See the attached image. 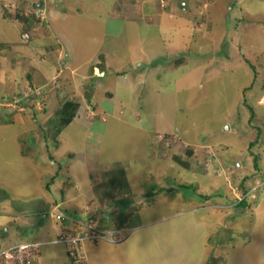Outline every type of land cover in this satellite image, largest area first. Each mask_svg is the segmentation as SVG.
<instances>
[{
    "label": "rangeland",
    "instance_id": "374dc122",
    "mask_svg": "<svg viewBox=\"0 0 264 264\" xmlns=\"http://www.w3.org/2000/svg\"><path fill=\"white\" fill-rule=\"evenodd\" d=\"M113 3L0 0V251L73 264L59 234L93 226L80 264H264V204L234 208L264 180V0H160L121 39ZM130 50L155 69L122 83Z\"/></svg>",
    "mask_w": 264,
    "mask_h": 264
},
{
    "label": "crops",
    "instance_id": "0c3cea01",
    "mask_svg": "<svg viewBox=\"0 0 264 264\" xmlns=\"http://www.w3.org/2000/svg\"><path fill=\"white\" fill-rule=\"evenodd\" d=\"M159 1L160 0H114L113 6H112L111 11L109 13V18L119 22L118 23L119 27L117 28V31L114 32L115 35H120V39H121V37L122 38L126 37L125 33L132 26H134L135 31H138L140 28L147 27V25H148L147 20L150 19L149 17L151 16V14L154 13L156 15L157 14L162 15L160 12L161 8L158 5ZM154 6L158 7V8H155L156 9L155 10ZM152 21H155V20L152 19ZM181 26H182V24H181ZM135 37L138 38L137 41L135 42V44H139L137 47L139 49L143 50V52L145 49L148 50L147 47L151 48V46H146L145 40L143 42L142 39L139 38L137 35ZM124 40H125V42H127V39H124ZM152 48L154 50H158V48H161V46L158 45L157 49L154 46H152ZM97 49L102 50V51H98V52L93 53L91 58L94 59V57L96 58L97 56H99L103 53L104 57H106L105 62H107V58H108L107 55L109 53L110 48L107 47L106 48L107 51H106V50H103L104 49L103 47L100 48L98 46ZM132 50H130L129 53H127L124 57H123V55H121V58L119 57L120 59L115 60L114 62H111V64H114V65L120 64L118 67H119V69L122 68V70L121 71L119 70L117 74L119 75V77H121V79H119V81H121L122 83L129 80V76H128L129 71L127 69V68H129V65H130L131 69L143 68L144 70H146L143 73H145L148 76L152 75L154 72V69H155V67H154L155 63H153V62L151 63L149 61V62H145L147 64H144V63H140L139 61L132 60L131 57L133 55L139 53L137 51H132ZM70 55L72 56L73 54L71 52H69V55H67V56H70ZM71 56L69 57V60H70ZM141 56H143V55H141ZM156 57H158V58H156ZM156 57H154V59H159L161 56H156ZM126 58L129 59L128 63H126L127 62L125 60ZM153 61L155 62V60H153ZM71 65H72V63H71ZM80 67H81V65H74L73 66V68H77V69H79ZM95 68H96L95 70H97L96 66H95ZM105 68H108V67H105ZM105 68L101 69V71L103 72L102 75H105V70H104ZM135 74H137V72ZM146 82L147 81H145V83ZM111 97H113V95H111ZM110 100H112V98ZM111 102H113V104H114V100H112ZM124 109H125V106L123 107V105H122L120 108V112H123ZM259 172H261V168L258 167V171L255 173V177H254L255 179L253 178V180L248 184V187H247V190H249L250 194H251L249 196H252V194L255 195L257 192V194H256L257 195L256 196L257 201L255 203H252L253 206L252 205L250 206V204H249V206L251 207V208H249L250 213L252 212V217L250 219L251 220V226H252L251 231H255V229H256V228L253 229V227H254L256 221L258 220V214L260 212H262V208H263V204H264V195L261 196L260 192H259V188L264 185V180L259 178V176H258ZM247 181H250V180H247ZM257 183H259V184H257ZM32 214L34 215V213H32ZM4 215H5V218H4L3 224L6 225L7 223L12 222V223H14V227H15L16 220H19L21 218L19 213L12 211V210H8V211L4 212ZM7 229H10V227H7ZM56 233L58 234L59 232L57 231ZM258 235H260L261 239H262V237L264 236V231L259 232ZM249 238L251 239L253 237L250 236ZM46 243H48V241ZM39 254H40V252H39Z\"/></svg>",
    "mask_w": 264,
    "mask_h": 264
},
{
    "label": "built area",
    "instance_id": "2783aa9c",
    "mask_svg": "<svg viewBox=\"0 0 264 264\" xmlns=\"http://www.w3.org/2000/svg\"><path fill=\"white\" fill-rule=\"evenodd\" d=\"M22 38L27 40L29 38L28 32H24L22 34ZM52 216L56 217V219H64L63 214L61 212H57L55 210H51L49 212ZM88 226V224H87ZM90 227V226H88ZM89 229V228H88ZM91 234L88 236L83 234H78L76 237L72 235H60L58 241H64L68 245L67 251L70 255L71 261L73 264H80L84 262V252L79 244L82 240L94 237H103L107 235V233L103 232L98 228L89 229ZM108 234L112 236L114 239V235L117 236L119 234V230H108ZM74 236V237H72ZM111 238V240H114ZM116 241V240H115ZM38 243L35 242H20L14 244L12 247L7 250L0 251V264H32L33 260L38 256ZM85 263V262H84Z\"/></svg>",
    "mask_w": 264,
    "mask_h": 264
},
{
    "label": "trees",
    "instance_id": "16d2710c",
    "mask_svg": "<svg viewBox=\"0 0 264 264\" xmlns=\"http://www.w3.org/2000/svg\"><path fill=\"white\" fill-rule=\"evenodd\" d=\"M251 117H253V114H251ZM254 167H255V170L257 171L258 170V165L256 163V161L254 162ZM240 188H242L244 191V193L247 192V188L245 189V187L243 188L244 184L243 182H241L239 185H238ZM250 196H248L247 194L244 195L243 198H236L234 199V208L238 211V210H244L246 207L249 206V204H252V203H255L257 201V197H255L254 199H250L248 200ZM63 220V219H62Z\"/></svg>",
    "mask_w": 264,
    "mask_h": 264
},
{
    "label": "clouds",
    "instance_id": "9594fccd",
    "mask_svg": "<svg viewBox=\"0 0 264 264\" xmlns=\"http://www.w3.org/2000/svg\"><path fill=\"white\" fill-rule=\"evenodd\" d=\"M257 184H259V183H257ZM249 192H250V191H249V190H247V192H246L245 194H247V195H248V194H249ZM245 194H244V195H245ZM248 196H249V195H248ZM60 235H61V234H59V237H60ZM59 237H58V238H59ZM57 241H58V239H57ZM59 242H62V241H59ZM67 253H68V251H67Z\"/></svg>",
    "mask_w": 264,
    "mask_h": 264
}]
</instances>
